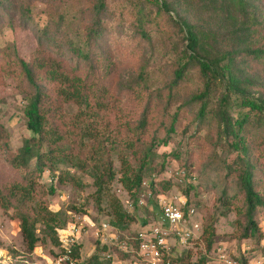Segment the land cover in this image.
Wrapping results in <instances>:
<instances>
[{"label":"trees","instance_id":"1","mask_svg":"<svg viewBox=\"0 0 264 264\" xmlns=\"http://www.w3.org/2000/svg\"><path fill=\"white\" fill-rule=\"evenodd\" d=\"M128 1L136 4L132 13L135 34L148 44L151 52L155 38L145 25L155 18L157 22L164 14L186 41L181 50H176L164 88H151L152 75L144 64L131 83L116 86V61L108 59L106 51L103 56L100 49L105 14L115 13L107 0H92L90 26L74 35L63 31L67 20L60 12L50 13L39 26L37 48L28 61L18 55L14 44L0 48V85L6 77L15 79L25 100L23 113L31 132L19 148L12 150L10 133L0 123V208L4 213L12 210L27 253L47 241L59 245L60 231L68 216L61 209L52 210L47 196L66 181L73 185L79 181L70 169L59 166H70L89 175L100 198L105 185L114 179L110 152L118 150L129 157L120 158V182L136 203L146 175L151 170L163 169L155 164V148L173 140L178 110L192 105L196 130L200 132L207 127L206 122L213 120L218 139H223L228 150L235 153L222 161L225 175L234 178V182L222 190L220 214L226 215L231 207L236 209L244 218L240 238L255 237L259 242L264 238L259 226L260 219H264V0ZM179 9L195 20L176 17ZM170 12L175 13V18ZM19 13L23 23L32 18L27 1ZM73 21L69 19L68 23ZM193 78L196 88L186 91ZM178 95H183V100L170 114L171 102ZM71 105L76 106L75 112L68 109ZM48 170L57 172L53 175L57 180L45 186L40 180ZM177 170L185 172L182 181L194 177L183 168ZM155 184L148 180V188L154 194ZM158 184L163 190L172 186L168 179ZM193 188L187 182L182 195L185 197ZM151 201L153 212L160 213L157 199ZM111 207L110 225L126 229L133 216L116 196ZM148 222L142 219L141 227L129 236L127 241L134 249L138 245V231ZM213 222V218L207 220L202 233L207 250L216 234ZM96 249L103 251V261L96 253L77 264H114L115 258L125 260L133 256L131 251L119 252L117 256L110 246L100 247L98 243ZM241 251L233 257L240 264H249L245 248ZM73 256L79 257L78 245ZM169 261L207 264L209 259L203 254L192 260L188 249Z\"/></svg>","mask_w":264,"mask_h":264},{"label":"rangeland","instance_id":"2","mask_svg":"<svg viewBox=\"0 0 264 264\" xmlns=\"http://www.w3.org/2000/svg\"><path fill=\"white\" fill-rule=\"evenodd\" d=\"M25 1L32 10V18L27 23H23L19 13ZM107 1L109 9L115 13L105 14L106 25L100 49L103 56L106 51L108 59L116 61L113 76L116 86L120 88L131 83V78L136 76L139 68L144 64L152 75L149 79L153 84L151 88H164L170 78L171 62L174 60L176 50H181L186 44L182 34L177 31L175 24L165 14L163 18L159 16L157 22L156 18L148 21L145 28L151 29L155 38V46L151 52L148 44L135 34L132 13H134L136 4L128 0ZM91 2L92 0H0V48L14 44L18 55L28 61L37 48L39 26L46 21L50 13L60 12L67 20L63 31L74 35L77 31L85 32L86 27L90 26ZM169 14L174 18L176 16L173 12ZM181 16L195 20L193 15H187L179 9L176 17ZM79 18L81 20L77 21ZM69 19H74L72 24L68 23ZM196 84L195 78L190 79L186 91L196 88ZM186 91L184 93H187ZM182 100L183 95H178L172 100L170 114L176 110ZM24 106L25 100L18 92L15 79L6 77L0 85V123L10 133L9 145L12 150L19 148L23 140L31 136V132L26 127ZM68 109L75 112L76 106L71 105ZM194 113L195 106L192 105L183 106L178 110L177 132L173 140L166 146L159 145L155 148L157 155L155 164L162 165L163 169L161 171L151 170L149 175H146L143 179L145 183H142L143 189L137 195L136 203L120 182L122 176L120 158L129 159V157L126 154H119L118 150L110 152L114 179L105 185L107 188L100 198L89 175L70 166H59L61 169H70V172L79 180L76 185L66 181L56 187L54 194L47 196L49 207L52 210L66 211L67 223L74 222L77 227L80 226V233L77 237L79 257L74 264L85 262L96 253L99 260L103 261L105 256L102 250L96 249L97 243L100 247L101 245L110 246L119 256V252H122L121 246L127 241L126 237L141 227L142 219L149 221L143 229L158 221L160 213L153 212V207L149 206L153 198L157 199L158 204L161 199L168 201L186 198V204H191L195 208V214L188 218L187 223L179 226L184 231L183 241L170 235L169 242L172 244V252L169 260L191 249L192 260H197L205 254L210 261V256L214 255L216 247H225L232 256H239L242 253L241 250L245 248V254L251 262L264 264V252L262 251L264 238L259 242L255 237L241 239L239 235L243 228L244 218L233 207L226 215L220 214L223 208L221 206L222 190L231 187L234 182V178L225 175L222 161L231 159L235 153L228 150L223 139H218L213 120L206 122V128L200 132L197 131ZM235 114L234 112V116ZM177 168H183L189 176L194 177L182 181L181 176L184 174L177 175ZM56 173L53 170L45 171L40 180L41 183L45 186L55 184L57 179L53 175ZM149 179L156 182L155 194L148 188ZM162 179H168L172 183L168 190L159 187L158 182ZM187 182H190L194 188L184 197L182 194ZM113 196H116L124 210L133 216V221L124 230L115 228V238L105 243L100 236L101 233L96 232L99 231L101 223L110 224L113 218L111 215ZM11 213L12 210L4 213L0 208V260L2 262L0 264H49L45 257L54 258L60 254V245L54 246L49 241L31 254L27 253L19 233V222L11 216ZM210 218L214 219L216 234L211 248L207 250L202 233ZM192 223H198V227H194ZM259 226L264 234L263 218L260 219ZM166 264L171 263L168 261Z\"/></svg>","mask_w":264,"mask_h":264},{"label":"built area","instance_id":"3","mask_svg":"<svg viewBox=\"0 0 264 264\" xmlns=\"http://www.w3.org/2000/svg\"><path fill=\"white\" fill-rule=\"evenodd\" d=\"M181 176L183 171H176ZM142 183H145L143 181ZM186 198H178V200H159L161 212L156 223L142 228L138 231V245L136 249L133 244L125 241L121 246L122 251H131L133 256L131 259L117 260L114 264H166L169 261L172 252V244L169 242L170 235H174L178 240L183 241V228L179 226L187 223L188 218L195 214L193 205H187ZM93 225V224H92ZM194 227H198V223H192ZM187 230V229H185ZM102 240L105 243L115 238L116 229L109 223L100 224L99 231ZM80 233V226H76L74 222H68L66 227L60 231V254L57 257H45L49 264H74L76 263L73 256L74 249L77 246V237ZM188 236V235H187ZM130 237L127 236L128 240ZM210 256L211 260L208 264H240L225 247H216V252ZM1 256V255H0ZM1 259V258H0ZM0 263L1 260H0ZM259 262H255L258 264ZM249 264H254L249 262Z\"/></svg>","mask_w":264,"mask_h":264}]
</instances>
